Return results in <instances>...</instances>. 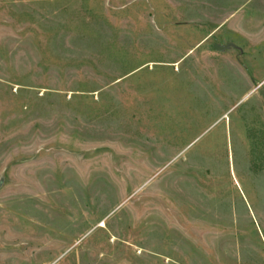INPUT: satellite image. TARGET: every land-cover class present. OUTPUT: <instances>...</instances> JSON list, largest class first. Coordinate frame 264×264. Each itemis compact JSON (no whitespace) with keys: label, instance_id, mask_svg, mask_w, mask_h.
<instances>
[{"label":"rangeland","instance_id":"obj_1","mask_svg":"<svg viewBox=\"0 0 264 264\" xmlns=\"http://www.w3.org/2000/svg\"><path fill=\"white\" fill-rule=\"evenodd\" d=\"M0 264H264V0H0Z\"/></svg>","mask_w":264,"mask_h":264},{"label":"water","instance_id":"obj_2","mask_svg":"<svg viewBox=\"0 0 264 264\" xmlns=\"http://www.w3.org/2000/svg\"><path fill=\"white\" fill-rule=\"evenodd\" d=\"M228 48H229V46L228 47H222V46H219V45H214V49L216 51H225Z\"/></svg>","mask_w":264,"mask_h":264},{"label":"crops","instance_id":"obj_3","mask_svg":"<svg viewBox=\"0 0 264 264\" xmlns=\"http://www.w3.org/2000/svg\"><path fill=\"white\" fill-rule=\"evenodd\" d=\"M24 1H28V2H37V1H51V0H24Z\"/></svg>","mask_w":264,"mask_h":264}]
</instances>
